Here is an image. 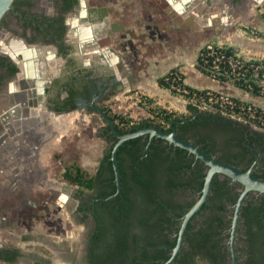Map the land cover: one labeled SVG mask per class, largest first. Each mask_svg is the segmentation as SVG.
Returning <instances> with one entry per match:
<instances>
[{"label": "flooded vegetation", "instance_id": "flooded-vegetation-1", "mask_svg": "<svg viewBox=\"0 0 264 264\" xmlns=\"http://www.w3.org/2000/svg\"><path fill=\"white\" fill-rule=\"evenodd\" d=\"M125 2L127 0H14L1 18L0 184L9 183V186L5 191H0V196L2 193V196L11 199L18 188L20 190L21 186H27L28 181L33 179L35 171L32 169L41 166L44 151L47 147L55 146L59 135L63 134L64 120H70L80 110L89 114L98 113L96 106L102 107L111 95L121 91L116 75L104 61V45L99 44V41L123 34L125 12L121 6ZM111 5L114 6L113 14L109 15ZM109 18L113 21L111 25ZM197 113L192 114H202L199 124L192 126V119L187 116L181 123L177 122L179 129L174 127L177 135L193 141L217 159L227 160L244 170L252 168L256 176L264 178V129L236 121L221 113L201 110H197ZM151 125L159 127L155 123ZM170 127L172 122L163 129L168 130ZM99 132L106 141V147L96 162L95 171L91 173L98 177L95 187L89 189L88 194L86 188L74 184L79 199L75 205L78 215L74 219L77 223L80 218L83 219V245L77 252L81 254L83 264H87L91 237L98 228L97 208L101 205L97 200H107L122 189L121 184L120 190L117 188L108 197L103 195V191L111 186L110 175L104 170L103 160L110 150V137L116 135L106 123ZM142 136V141L148 138L145 147L148 150L149 144L157 136ZM167 142L165 140L164 145ZM191 155L189 153L190 158ZM122 157L123 160L128 159L126 151ZM194 158L193 167L196 168L198 160ZM203 166V172H207V165ZM182 174L189 181L196 177L191 170H185ZM216 174V180L222 183L217 185L213 178L208 198L188 224L191 221L196 225L192 230L197 231L202 225L206 227L207 223L203 219L220 215L224 221L218 228L222 230L219 238L223 248L225 244L228 250L213 261L216 264H264L260 260L264 254V193L250 190L244 196L232 240L237 203L244 185L229 176ZM202 191L199 184L193 183L179 190L172 198L183 204L194 200V204ZM26 194L27 191L23 190L24 197ZM222 200L223 208H215ZM176 211L180 212L181 209L177 208ZM16 241L19 243L0 242V262L25 264L32 251L24 249L27 244H22V238ZM176 256L163 264H169ZM209 263L207 259L196 260V264Z\"/></svg>", "mask_w": 264, "mask_h": 264}, {"label": "trees", "instance_id": "trees-1", "mask_svg": "<svg viewBox=\"0 0 264 264\" xmlns=\"http://www.w3.org/2000/svg\"><path fill=\"white\" fill-rule=\"evenodd\" d=\"M160 83L166 86L164 78ZM255 94L259 93L256 91ZM102 108L114 123L116 118L122 119L124 116L112 113L106 105ZM189 109L190 112L197 113L194 107L189 106ZM192 113L187 116L192 119L190 124L196 126L202 114ZM187 116L171 112L165 116V119L172 122V127L179 129L180 125L177 122L181 123ZM147 122V120L142 121L126 129L116 123L115 125L121 132H129L136 131L146 124H153ZM110 138L112 139L110 150L103 160L104 170L109 173L111 183V186L103 191V195L107 197L117 191L111 155L118 138L116 136ZM157 139L159 141H156ZM142 140V135L130 138L122 143L117 151L122 189L107 200H97L101 205L97 208L98 228L96 234L91 237L87 264H163L170 258L177 243L183 215L194 202L193 200L183 204L172 196L189 184L197 183L200 188L204 186L207 174L203 172L205 163L193 153L190 158L188 150L170 142L164 145L165 139L157 137L146 150L148 138ZM125 151L128 159L123 160L122 155ZM194 157L198 160L196 168L193 167ZM219 160L227 161L222 158ZM185 170H191L192 175L196 176L193 177V181L186 180L182 174ZM62 176L65 180L90 190L95 187L98 178L77 161L67 165ZM216 177L217 174L214 176V181L217 185L221 184L222 182L217 181ZM220 202L215 208H223L224 201ZM100 207L103 209L100 210ZM177 208L181 211L177 212ZM194 218L195 215L192 219ZM203 221L207 223L206 227L202 225L197 231L192 230L196 225L190 221L183 245L176 258L169 264L175 262L196 264L198 258L207 259L211 262L209 264H216L213 260H217L225 250H228L225 244L223 248L219 238L222 230L218 228L223 225V217L214 215ZM175 231L176 234H173ZM260 257L264 263V254Z\"/></svg>", "mask_w": 264, "mask_h": 264}, {"label": "crops", "instance_id": "crops-1", "mask_svg": "<svg viewBox=\"0 0 264 264\" xmlns=\"http://www.w3.org/2000/svg\"><path fill=\"white\" fill-rule=\"evenodd\" d=\"M121 8L125 12L123 34L107 38L102 48L121 91L106 102L118 105L122 101L121 112L133 114L139 112L133 104L138 94L175 111H190L183 98L173 96L160 83L170 71L179 70L192 88L215 89L264 108V97L233 82L213 80L200 62L208 42L264 60V0H127ZM113 9L111 5L109 15ZM129 97H133L132 105L127 106Z\"/></svg>", "mask_w": 264, "mask_h": 264}, {"label": "rangeland", "instance_id": "rangeland-1", "mask_svg": "<svg viewBox=\"0 0 264 264\" xmlns=\"http://www.w3.org/2000/svg\"><path fill=\"white\" fill-rule=\"evenodd\" d=\"M105 41L100 40L99 44L105 45ZM134 92L128 93L132 95ZM135 96L137 103L133 104L139 109L137 113L121 112L119 106L123 105L122 101L118 102L119 106L116 101L103 105L108 106L112 113L122 114L137 123L151 120L153 111L159 109L179 115L190 113L188 110L175 111L168 106H160L146 96ZM132 99L129 97L127 106L132 105ZM64 125V132L59 135L57 144L47 147L41 166L32 169L38 176L34 178L33 173V179L28 181L27 186H21L20 190L18 188L11 199L2 196V193L0 196V242L18 244L16 240L22 238V244H27L24 249L32 251L25 264H83L81 254L77 253L83 245V219L80 218L79 223L74 219L78 215L75 206L79 203L77 187L64 180L62 173L74 160L91 173L95 171L96 162L106 147V141L99 132L105 123L98 113L89 114L80 110L70 120H64ZM0 186L3 192L9 183H1ZM23 190L27 191L26 197L23 196ZM88 190L86 193L89 194ZM50 239L54 242H50Z\"/></svg>", "mask_w": 264, "mask_h": 264}, {"label": "built area", "instance_id": "built-area-1", "mask_svg": "<svg viewBox=\"0 0 264 264\" xmlns=\"http://www.w3.org/2000/svg\"><path fill=\"white\" fill-rule=\"evenodd\" d=\"M252 34L257 30L246 26ZM201 64L213 80L233 82L248 92L264 95V60L246 58L234 49L217 42H208L204 45L201 55ZM166 88L173 96L181 97L185 102L197 110L216 112L226 115L236 121L248 123L264 129V108L253 102L242 100L229 93L215 89H195L187 85L183 74L179 70H172L164 76ZM169 110H155L151 120L160 128H167L169 122L165 116ZM115 123L122 128H130L137 124L133 119L116 118Z\"/></svg>", "mask_w": 264, "mask_h": 264}, {"label": "water", "instance_id": "water-1", "mask_svg": "<svg viewBox=\"0 0 264 264\" xmlns=\"http://www.w3.org/2000/svg\"><path fill=\"white\" fill-rule=\"evenodd\" d=\"M13 2L14 0H0V20L5 15V13L11 8ZM96 108H97L99 115L102 117L105 123L110 126L111 132L115 134L116 137L118 138V140L114 144V147L112 149V155H111L118 190H120L121 188V172H120L119 164L117 160V151L120 145L124 143V141L130 138L137 137V136L149 134L151 138L154 136H157L162 139H165L171 143H174L177 146H180L188 150L190 153H193L197 158L201 159L208 167L202 194L199 197V199L193 204V206L184 215V220L181 225V229L179 231L177 244L174 248L173 255L169 259V261H171L176 256L177 252L182 246L184 235H185V230H186L189 220L195 214V212L198 211L202 207V205L208 198L211 185H212V181L216 173H221L223 175L229 176L232 179L237 180L244 185V191L242 192L241 197L239 198V201L237 203V210H236V214H235V218L233 222V231H232V240H233L236 226L238 223V218H239V209L242 204L243 198L247 194V192L250 190H256V191L264 193V178L256 176L253 173L252 168L248 170H244L229 162L217 159L216 157L209 154L207 151L202 149L199 145H197L193 141L187 140L177 135L174 127L171 130H165L156 125H147L136 131H129L126 133H122L116 127L113 120L103 110L102 107L96 106ZM233 253H234V248H233Z\"/></svg>", "mask_w": 264, "mask_h": 264}]
</instances>
